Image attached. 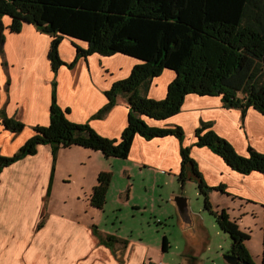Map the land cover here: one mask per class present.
<instances>
[{
    "label": "crops",
    "instance_id": "0c3cea01",
    "mask_svg": "<svg viewBox=\"0 0 264 264\" xmlns=\"http://www.w3.org/2000/svg\"><path fill=\"white\" fill-rule=\"evenodd\" d=\"M3 23L4 41L0 49L1 155H13L34 134V125L48 123L53 78L57 83V102L61 108H68L70 120L88 122L101 135L120 138L130 108L125 94H118L115 103L102 117L95 115L108 102L106 90L114 80L126 77L137 59L117 52L110 55L93 52L76 59L75 45L84 43L66 35L58 46L60 57L66 64H61L55 73L48 57L49 34L26 22L19 31L11 32L6 16ZM70 61H74L72 65H69ZM175 76L163 69L151 78L146 96L163 99ZM221 95L185 94L177 113L148 123L160 127L178 125L184 132L183 140L174 134L145 138L137 133L132 138L127 156L135 163L155 166L159 171L176 175L182 170L181 146L189 145L190 157L196 162L204 182L211 189L222 186L221 191L234 198L232 208L241 213V218L236 220L239 227L248 233L255 229L262 231L264 238L263 172L242 173L209 147L193 144L195 128L206 121L229 140L237 153L247 155L249 145L264 152V114L252 105L245 109L228 106ZM4 116L21 121L22 129L15 132L6 128L1 122ZM74 145L68 149H83L81 145ZM73 146L79 148H71ZM64 154L71 156L73 152L64 151ZM51 166V147L43 144L34 154L2 168L0 264H144L147 246L143 242L116 236L112 245L105 243L104 238L98 236L94 223L78 215L77 206L71 208L72 212L64 204L51 207L48 203L53 179ZM185 170L186 167L184 174ZM244 203L249 205L244 206ZM225 208L227 210L228 206ZM228 214L232 216L230 212ZM180 236L184 241L182 253L189 256L192 249L187 247L182 234ZM207 237L209 243L211 238ZM251 238H247L245 244L252 261L264 264V247H255Z\"/></svg>",
    "mask_w": 264,
    "mask_h": 264
},
{
    "label": "trees",
    "instance_id": "16d2710c",
    "mask_svg": "<svg viewBox=\"0 0 264 264\" xmlns=\"http://www.w3.org/2000/svg\"><path fill=\"white\" fill-rule=\"evenodd\" d=\"M4 16L9 18L7 27L11 32L19 31L26 22L51 36L48 57L55 73L61 64H66L58 50L66 35L84 43H76V59L93 52H117L138 61L126 77L113 81L105 92L108 102L95 115L102 117L116 96L125 94L130 108L120 138L101 135L88 122L70 120L68 108H61L57 102V83L53 78L50 120L46 125H34V134L13 155L0 154V172L4 166L34 154L43 144L51 147L53 177L60 147L79 144L98 149L106 156L124 158L137 133L145 138L174 134L181 141L184 132L180 126L149 125L141 115L163 119L177 113L189 92L222 94L228 106L245 109L252 105L264 114V0H0V49ZM165 68L176 71L165 97H147L151 78ZM1 122L15 132L23 127L21 121L7 116ZM194 134V145L209 147L235 170H258L264 174V152L249 145L248 155L238 154L229 140L206 121L195 128ZM187 164L198 180L199 190L206 195L205 190L211 187L190 157L189 145L181 146L182 181ZM109 179V171L99 173L98 183L92 188V205L102 207ZM217 187L222 190V186ZM204 207L229 235L231 248L227 253L254 264L245 244L250 238L248 231L242 230L225 209H213L207 198ZM115 240L116 236L108 234L104 242L112 245ZM162 242V249H167L166 235Z\"/></svg>",
    "mask_w": 264,
    "mask_h": 264
},
{
    "label": "rangeland",
    "instance_id": "374dc122",
    "mask_svg": "<svg viewBox=\"0 0 264 264\" xmlns=\"http://www.w3.org/2000/svg\"><path fill=\"white\" fill-rule=\"evenodd\" d=\"M165 69L175 76V70ZM239 95L243 93L239 92ZM141 117L146 124L149 120H158L145 114ZM74 146L71 148H79ZM68 148L70 147H60L56 153V166L49 193L51 196L48 198L51 207L64 204L72 212L71 208L77 206L78 215L85 221L93 222L102 239L111 234L120 239L143 242L147 246L144 264H227L224 255L231 248V239L218 226L215 215L204 207L205 198L213 209L221 210L228 206L226 211L230 210V218L233 220H239L241 213L232 208L234 198L227 196L217 186L205 190L204 195L198 188V180L192 174L189 176V164L182 181L179 174L135 163L129 155L118 158L106 156L98 149L85 146L83 149L88 152ZM70 150L73 152L71 156L64 154V151L71 152ZM102 171H109L110 179L103 205L97 207L90 203V198L92 188L98 183V175ZM172 194L188 197L189 207L196 215V228L198 226L199 230L211 238L205 247L197 249L196 254L187 256L182 253L184 241L180 236L175 207L170 202ZM245 217L251 218L249 215ZM261 233L257 229L249 233L255 247H264ZM163 235L169 240V246L165 250L162 249Z\"/></svg>",
    "mask_w": 264,
    "mask_h": 264
},
{
    "label": "water",
    "instance_id": "95a60500",
    "mask_svg": "<svg viewBox=\"0 0 264 264\" xmlns=\"http://www.w3.org/2000/svg\"><path fill=\"white\" fill-rule=\"evenodd\" d=\"M189 199L184 195H171L170 202L175 207L177 213V224L180 228L182 236L186 239L189 248L192 249L191 254H196L197 249L205 247L208 242L207 234L196 228L195 214H193L189 207ZM198 229V230H197ZM224 259L227 264H252L247 260H239V258L232 253H226Z\"/></svg>",
    "mask_w": 264,
    "mask_h": 264
}]
</instances>
